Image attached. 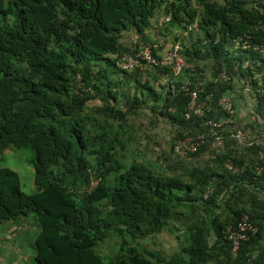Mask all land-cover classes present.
Returning <instances> with one entry per match:
<instances>
[{
  "label": "trees",
  "instance_id": "1",
  "mask_svg": "<svg viewBox=\"0 0 264 264\" xmlns=\"http://www.w3.org/2000/svg\"><path fill=\"white\" fill-rule=\"evenodd\" d=\"M191 1L0 0V162L27 149L34 169L24 193L0 165V229L7 239L33 216L37 264H264V145L229 137L264 132V0ZM195 20L180 77L141 58L118 68L141 45L169 53ZM198 84L210 110L187 117ZM211 120L229 124L222 149ZM199 135L195 153L174 154ZM244 215L258 232L232 252L225 228ZM123 235L130 244H118Z\"/></svg>",
  "mask_w": 264,
  "mask_h": 264
},
{
  "label": "built area",
  "instance_id": "2",
  "mask_svg": "<svg viewBox=\"0 0 264 264\" xmlns=\"http://www.w3.org/2000/svg\"><path fill=\"white\" fill-rule=\"evenodd\" d=\"M178 47H174L172 51H170L167 55L162 57L161 60H156L151 54V48L149 46L147 47H139L138 52H134L133 54H126L121 58L118 62V67L121 70L129 71L134 69L139 65V58L144 60L146 64H149L154 67H169L171 68V71L174 75H178L181 73L183 67H184V59L179 55L178 53ZM220 79L222 81H228V78L225 74L220 75ZM196 99V93L192 92L191 100L188 105V114L187 117L190 115L195 116H202L204 113L209 112V106L205 102L195 103ZM218 106L220 109L226 113V114H232L234 112L232 108V104L230 101V98L227 96H223L219 102ZM227 121H219V120H211L209 121V125L211 128V132H213V136L216 142L217 146L223 145V139L220 137L219 133L226 131ZM264 136V133L261 136H258L257 138L262 139ZM230 138L234 141L240 142L243 146H250L251 142H247V138L244 137L241 133H232L230 135ZM182 147H184L188 151H195L196 150V144L192 143L190 140L187 143H182ZM232 228L229 226L227 228V235L228 239L233 242L234 249L237 248V243L240 240H245L248 237L247 232L253 234L255 233L256 229L251 227L244 217L242 221L238 224L237 230H232Z\"/></svg>",
  "mask_w": 264,
  "mask_h": 264
},
{
  "label": "rangeland",
  "instance_id": "3",
  "mask_svg": "<svg viewBox=\"0 0 264 264\" xmlns=\"http://www.w3.org/2000/svg\"><path fill=\"white\" fill-rule=\"evenodd\" d=\"M132 36H129L131 39ZM157 129L155 131H159ZM164 134V133H163ZM171 138V134L168 132L164 134L159 141L163 143V141H169ZM151 148L154 151H158L159 147L156 145H152L150 143ZM168 148V147H167ZM151 153H148V156ZM31 153L27 149H19V150H10L7 152V155L3 161L0 162V165L7 167L13 171H15L20 177V186L24 193H30L32 191V174H34L33 164L30 162ZM25 222L24 227L21 229H17L9 238H5V233H3V229L1 233L2 241L0 242V255H4V248L7 246L8 253L6 256H3V260L6 261V264H37L35 261V253L34 249L31 247L33 244L35 236L38 232V227L34 220L33 216H28L27 218L23 219ZM16 240V242H15ZM118 244L125 242L126 244H130L131 238L127 235L118 236L117 238ZM8 244V245H6ZM6 245V246H5ZM110 245H114V241L111 242ZM164 245L168 247L169 250L173 251L171 246L173 245L170 242L165 241ZM103 249H108L103 246Z\"/></svg>",
  "mask_w": 264,
  "mask_h": 264
},
{
  "label": "clouds",
  "instance_id": "4",
  "mask_svg": "<svg viewBox=\"0 0 264 264\" xmlns=\"http://www.w3.org/2000/svg\"><path fill=\"white\" fill-rule=\"evenodd\" d=\"M191 4H192V9H194V10H198L199 9V7H198V5H197V2H196V0H192L191 1ZM166 21L168 20V17L165 19ZM196 29H197V21L195 20L192 24H190V25H188L187 27H186V29H184V31H182L180 34L178 33V41L176 42V43H173L171 46H173V47H178L179 49H178V53H179V55H180V51L182 50V48H183V46H187V44H189V45H192V43L193 42H191L190 41V37L192 36V39L195 37V35H194V32L196 31ZM192 33V34H191ZM191 34V35H190ZM147 46H151L150 48H151V54H152V56L154 57V59H156V60H161L162 59V57H164L165 55H167L168 53L167 52H163L162 53V55H160L158 52H157V57L156 56H154L153 55V52H154V49H157V47H161L160 45H158V44H154V45H147ZM235 48H241L242 50H247L248 49V44L246 43V42H235ZM139 47H144L143 45H141V46H139ZM256 51H257V49H256ZM136 52V51H135ZM156 53V52H155ZM258 53H259V55L262 57V58H264V51L263 50H260V51H258ZM181 57H182V55H180ZM183 58V57H182ZM184 59V58H183ZM143 62H144V60H143ZM184 62H185V60H184ZM146 63V62H145ZM148 66H151V65H149V64H147ZM185 65H186V62H185V64H184V67H183V69H182V71H181V73L180 74H178V75H174L175 77H180L181 76V74H182V72H183V70H184V68H185ZM117 66H118V64H117ZM258 66V65H257ZM151 67H154V66H151ZM243 70H245V69H247L248 68V62H245L244 64H243ZM119 68V67H118ZM154 68H161V67H154ZM163 68V67H162ZM168 68V67H167ZM120 69V68H119ZM121 70V69H120ZM122 71H124V70H122ZM222 74H224V73H222ZM221 75V74H220ZM227 78H228V76H226ZM220 78V77H219ZM221 80V79H220ZM222 81V80H221ZM222 82H229V78H228V81H222ZM189 86H190V83H187V82H184L183 84H182V87H181V89L183 90V91H185V92H187L188 91V88H189ZM198 86H199V84L198 85H196V90L195 91H193L194 93H197V91H198ZM191 95H192V93H191ZM190 100H191V97H190ZM231 101V100H230ZM190 103V102H189ZM195 103H197L196 102V99H195ZM198 104V103H197ZM232 104V103H231ZM189 105V104H188ZM188 105H187V109H188ZM147 111V110H146ZM148 112V111H147ZM234 113V112H233ZM232 113V114H233ZM188 114V113H187ZM220 121H223V120H220ZM209 124V123H208ZM210 126V125H209ZM226 126H227V130L228 129H230V127H229V124H228V122L226 123ZM210 130H211V128H210ZM212 131V130H211ZM248 131V129L245 131V132H247ZM223 132H225V131H223ZM222 133V132H221ZM237 133H241L244 137H246L241 131H238ZM264 133V132H263ZM262 133V134H263ZM262 134H260L259 136H261ZM230 137V136H229ZM258 137V136H257ZM255 138V139H251L249 142H251V145L250 146H243L240 142V144L242 145V147L245 149H247V148H249V147H252V146H262V145H264V136H263V138L262 139H260V138ZM191 141L192 143H194V144H196L197 146H196V150L200 147V145L203 143V136L202 135H199V136H197V137H189V138H186V139H184V140H179V141H177L175 144H174V146H173V151H174V154L175 155H179V156H183L184 154H187V153H195L196 152V150L195 151H188V150H186L184 147H182L181 146V144L182 143H187L188 141ZM218 148H220V149H222L223 148V145H221V146H218ZM229 165L230 164H227L226 165V167L229 169L230 167H229ZM94 185V183L92 184V186ZM210 189H207L205 192H204V198H207L208 197V195L210 194ZM244 217L246 218V221H247V223L251 226V227H253L254 229H256V231H255V233H253V234H251V233H249V232H247V234H248V237L245 239V240H240L238 243H237V248H236V250L238 249V244L240 243V242H243V241H246V240H248L250 237H252L253 235H255V234H257V232H258V228L257 227H255V226H253L251 223H250V221H249V218H248V216L247 215H244ZM244 217H242V218H240V220H239V222H238V224L242 221V219L244 218ZM25 218H27V217H24V218H22V219H20L19 221H18V223H17V227H15L13 230H12V232H11V234L10 235H12L13 233H14V231H16L17 229H21V227L19 228V226H22V228L24 227V224H25V222L23 221V219H25ZM238 224H237V228L236 229H234V230H237L238 229ZM229 226H227L226 228H225V238L228 240V241H230L231 243H232V252H235L236 250H233L234 249V246H233V242L231 241V240H229L228 239V235H227V228H228ZM8 238V237H7ZM15 242H16V240H15ZM5 249V248H4ZM246 264H254V262L252 261V260H250L249 258L247 259V261H246Z\"/></svg>",
  "mask_w": 264,
  "mask_h": 264
}]
</instances>
